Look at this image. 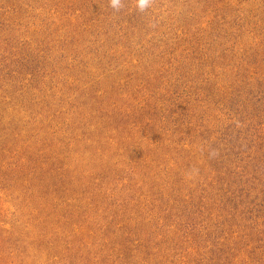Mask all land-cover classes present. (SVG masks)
I'll return each instance as SVG.
<instances>
[{
  "label": "rangeland",
  "instance_id": "rangeland-1",
  "mask_svg": "<svg viewBox=\"0 0 264 264\" xmlns=\"http://www.w3.org/2000/svg\"><path fill=\"white\" fill-rule=\"evenodd\" d=\"M124 5L0 0V264H264V0Z\"/></svg>",
  "mask_w": 264,
  "mask_h": 264
},
{
  "label": "clouds",
  "instance_id": "clouds-1",
  "mask_svg": "<svg viewBox=\"0 0 264 264\" xmlns=\"http://www.w3.org/2000/svg\"><path fill=\"white\" fill-rule=\"evenodd\" d=\"M135 7L138 12L140 13H147L150 9H152L155 4L156 0H134ZM109 6L115 11L119 12L124 8V0H109ZM218 155L216 150H212L209 152V156ZM199 174L198 168H192L188 172V178L193 179L196 175Z\"/></svg>",
  "mask_w": 264,
  "mask_h": 264
},
{
  "label": "trees",
  "instance_id": "trees-1",
  "mask_svg": "<svg viewBox=\"0 0 264 264\" xmlns=\"http://www.w3.org/2000/svg\"><path fill=\"white\" fill-rule=\"evenodd\" d=\"M232 166H234V165H232ZM230 167V166H229ZM264 263V262H263Z\"/></svg>",
  "mask_w": 264,
  "mask_h": 264
}]
</instances>
